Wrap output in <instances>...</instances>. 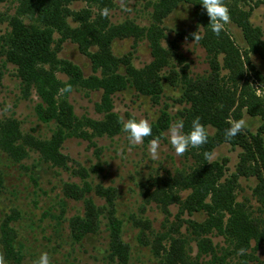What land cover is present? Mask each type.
Here are the masks:
<instances>
[{
    "label": "trees",
    "instance_id": "trees-1",
    "mask_svg": "<svg viewBox=\"0 0 264 264\" xmlns=\"http://www.w3.org/2000/svg\"><path fill=\"white\" fill-rule=\"evenodd\" d=\"M3 1L0 0V3ZM73 1L18 0L13 14L0 11V24L7 23L1 35L5 59L16 67L24 96H29L32 91L37 96L38 101L34 105L36 117L42 122L54 124L52 134L41 139L21 136L14 121H5L0 124L1 147L9 153L17 151L15 148L18 151L21 149L22 153L18 152L15 156L18 160L25 155V145H28V150L39 152L45 162L67 168L68 156L60 150L64 138L72 135L82 138L113 136L121 131L120 120L112 111L111 96L116 91L132 88L147 95L153 103H158L165 84L179 88L180 94L174 99L181 104V108L174 114H170L167 107L160 109L158 117L151 123L152 134L143 141L148 143L152 139L164 138L169 124L176 118L184 121V131L188 130L196 116L207 131L208 127L213 129L212 133L208 131L206 143L196 148L189 147L183 153L190 155L195 165L189 166L188 171L176 169L171 184L188 190L181 205L189 213H204V218L188 222L195 234L197 252L194 255L189 251L192 248L186 247L187 240L183 235H167L166 242L169 243L161 246L159 255L155 249L160 247L162 238H155L151 248L159 256V264L259 262L255 252L258 243L264 242V74L251 63L249 54H257L264 59V37L261 27L251 22L250 10L239 4L240 0H224L229 21L242 32L246 44L242 48L234 42L225 26L219 35L208 30V17L198 0H153L151 21L146 26L129 19L112 23L108 15L102 16L100 12L86 7L73 10L69 7ZM84 1L88 7L95 5L100 10L111 6V0ZM180 3L192 5L195 25L200 28L202 38L199 43L207 52L209 65V70L203 74H191L185 58L178 51L176 37L169 39L166 27L161 25ZM69 17L75 24L68 21ZM129 37L133 44L141 39L148 42L151 60L142 67L134 66L131 56H116L112 51L116 38ZM66 40L75 43L78 50L88 57L91 74L85 75L79 66L58 56ZM163 40L166 45L162 44ZM92 47L95 49L92 50ZM121 66L123 71H120ZM57 72L66 75V80L59 78ZM251 78L257 81L261 94H256L250 84ZM65 84L71 85V90L101 89V98L95 107L98 113L103 114L102 118L78 117L69 101L70 92L59 91ZM243 109L248 115L259 118L257 130L251 132L245 126L235 137L225 139L224 129L231 121L242 119ZM222 143L241 149L235 173L228 178L222 163L209 161L213 149ZM87 174L79 173L83 178ZM240 177L255 179L251 195L255 197L256 206L247 198L236 200ZM89 190V183L85 180L82 186L65 183V195L83 200L85 207L82 216L77 215L70 220L71 234L76 241L100 227L98 215L102 208L86 197L85 193ZM96 193L106 197L107 206L104 209L109 207L106 224L111 238L108 257L111 264H115V258L124 263L129 247L121 239V220L114 215V199L110 196L114 193L115 198V189L98 186ZM6 224L1 226L3 250L14 257L15 264H19L22 256L14 253L10 238L3 239L5 228H8ZM210 233L222 236L224 244L214 243Z\"/></svg>",
    "mask_w": 264,
    "mask_h": 264
},
{
    "label": "rangeland",
    "instance_id": "rangeland-1",
    "mask_svg": "<svg viewBox=\"0 0 264 264\" xmlns=\"http://www.w3.org/2000/svg\"><path fill=\"white\" fill-rule=\"evenodd\" d=\"M152 1L111 0L109 19L112 23L129 19L146 26L151 21ZM87 4L84 0H75L69 7L73 10L86 7L93 12H100L98 6L88 7ZM239 4L250 10L251 22L261 27L264 37L263 0H240ZM17 5L18 0H5L0 3V11L13 14ZM68 21L75 24L71 17ZM6 24H0V124L14 121L21 136L47 138L52 134L54 124L42 122L36 117L34 105L38 101L37 96L34 91L29 96H24L16 67L5 59L1 35ZM161 25L166 27L169 39L176 37L178 51L185 58L192 75L209 70L207 52L199 41H192L190 36L196 30L199 33L200 29L195 25L192 5L180 3L164 18ZM225 28L238 46L246 47L239 27L229 21ZM162 44L166 45L167 42L163 40ZM91 49L94 50L95 47ZM112 51L116 56H131V62L136 67H142L151 60L146 39L133 44L130 37L116 38ZM58 56L79 66L85 75L92 73L88 57L71 41L62 43ZM249 56L256 69L264 74V59L257 54L251 53ZM120 71H123L122 66ZM57 76L62 80L67 78L60 72H57ZM250 84L257 95L262 93L257 81L251 78ZM179 90L165 84L160 101L153 103L147 95L132 88L122 89L111 96L112 111L117 114L120 123L131 117L143 118L152 123L158 117L160 109L167 107V111L174 114L181 108V104L174 99L179 96ZM101 94V89H74L68 97L78 117L100 119L103 114L97 112L95 104L99 103ZM242 119L251 132H255L260 124L259 118L248 115L245 109ZM208 131L212 133L213 129L208 127ZM157 141L159 151L153 158L148 152L150 142L129 144L122 131L113 136H68L60 145L61 152L68 156L67 168L45 162L39 152L28 150V145H25V155L17 160L15 156H18L21 149L18 151L15 148L17 151L9 153L0 144V259L4 264L16 263L14 257L3 250L1 226L7 223L3 239L10 238L14 253L22 256L19 264H32L42 251L49 254L50 264H111L108 257L111 238L106 229L109 207L104 209L107 206L106 197L96 193L98 186L115 189V198L114 193L110 196L114 199V215L121 220V239L129 247L127 261L122 263L115 258V264H159V256L156 254H161V246L169 243L166 242L167 235L186 237V247L190 246L192 249L189 251L194 255L197 252L195 234L191 232L188 222L202 220L204 213H189L181 205L188 190L171 186L176 169L188 171L189 166L195 165L194 159L190 155L175 154L168 143L167 130L165 137ZM240 150L238 146L222 143L213 149L209 161L222 163L225 177L228 178L235 173ZM84 172L88 173L85 178L79 175ZM84 180L90 186V190L85 193L86 197L94 205L101 207L102 212L98 215L99 230L76 241L71 234L70 220L83 215L84 202L67 197L64 188L65 183L82 186ZM238 181L236 200L247 198L256 206L255 197L251 195L255 179L240 177ZM209 236L214 243L224 244L222 236L215 233H210ZM157 237L162 239L154 254L151 247ZM251 244H254L253 240ZM257 246L255 255L259 262L250 264H264V242Z\"/></svg>",
    "mask_w": 264,
    "mask_h": 264
},
{
    "label": "clouds",
    "instance_id": "clouds-1",
    "mask_svg": "<svg viewBox=\"0 0 264 264\" xmlns=\"http://www.w3.org/2000/svg\"><path fill=\"white\" fill-rule=\"evenodd\" d=\"M201 7L204 9L206 16L208 17V30L214 35H219L224 29V26L229 22V13L224 0H198ZM102 16L108 15V9L102 8L100 10ZM192 41H199L202 37L198 31L191 33ZM61 93L70 92L71 85L65 84ZM246 125L244 119L233 120L229 123V126L224 129L223 135L225 139L235 137L240 133ZM120 128L125 133L126 140L129 144L142 143L145 137L152 134L151 123L143 118L137 119L131 117L127 120H122ZM168 143L174 150L177 156L182 155L189 147L196 148L207 142L208 131L207 128L200 122L198 116L194 117L187 131H184V121L180 118H176L169 124L167 129ZM159 144L156 139H152L148 146L149 154L155 158L158 155ZM0 264H4L0 259ZM32 264H50L49 254L46 251H42L37 258H35Z\"/></svg>",
    "mask_w": 264,
    "mask_h": 264
}]
</instances>
